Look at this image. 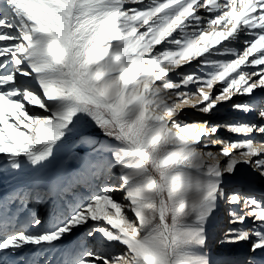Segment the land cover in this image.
Instances as JSON below:
<instances>
[{"label": "snow or ice", "instance_id": "1", "mask_svg": "<svg viewBox=\"0 0 264 264\" xmlns=\"http://www.w3.org/2000/svg\"><path fill=\"white\" fill-rule=\"evenodd\" d=\"M261 93L264 0H0V175L51 166L0 196V264H264ZM225 106L253 119H183Z\"/></svg>", "mask_w": 264, "mask_h": 264}, {"label": "bare ground", "instance_id": "2", "mask_svg": "<svg viewBox=\"0 0 264 264\" xmlns=\"http://www.w3.org/2000/svg\"><path fill=\"white\" fill-rule=\"evenodd\" d=\"M190 69H184V71H189ZM259 95L262 97L259 98ZM261 99L264 100V93L258 94L256 97L255 103L259 104L261 102ZM228 107V106H227ZM222 108H220L219 111H217L215 114L211 116H205L204 114H201L197 112L194 109L189 108L185 114L183 119L188 120L189 122L197 121V120H203V119H209L211 123H225V122H235V121H241V120H249L253 119L251 116H245L241 113H237L233 111L230 107L224 112H221ZM221 137H228L232 134L228 133L226 130H223L219 134ZM235 138V137H233ZM64 155V154H63ZM60 159H64L65 165L68 167L69 170L72 169V167L68 166V163L64 157H60ZM243 171V170H242ZM51 173V166L50 169L44 170L41 173H33L31 169L25 168L21 172L17 174H2L0 175V196L7 195L13 191H21L26 192L28 190V186L33 182V179L35 176H44L47 177ZM231 186V185H230ZM23 190H20L22 189ZM95 185H89V188H85L84 186L76 185L74 186V191L71 192H65L57 194L55 191L48 193L47 196H45L44 199L40 200L35 197L32 199H28V201L34 200V202L30 203L29 205L26 204V199L21 203L17 202L16 207L19 209L17 216H16V224L18 227H21L27 231H34L35 229H28L27 226H30V220L33 216H37L41 219L48 220L49 215L51 213V204L49 203V199H54L57 204L62 201L63 204L67 207H69L67 202H72L74 199V195L76 196V201H79L81 199V195H84L86 197L90 194L91 191H95ZM264 191V188H261V186H257L256 188V194H261V192ZM21 204V205H20ZM71 204V203H70ZM69 204V205H70ZM26 205V206H24ZM70 208V207H69ZM26 225V226H25ZM49 226V224H45V227ZM228 227L227 224V214L225 211V207L222 206L220 211L217 213L216 218L213 220L210 233L214 237L216 234H218L222 229H225ZM85 231L82 230L81 232L77 233L75 237L72 238V242L75 243L77 240L83 241L85 238ZM69 242H65V245L61 247H66ZM246 251V246H242L241 248L235 249L231 253V259L240 261L244 257V253ZM56 260L60 259L59 252L55 253Z\"/></svg>", "mask_w": 264, "mask_h": 264}, {"label": "rangeland", "instance_id": "3", "mask_svg": "<svg viewBox=\"0 0 264 264\" xmlns=\"http://www.w3.org/2000/svg\"><path fill=\"white\" fill-rule=\"evenodd\" d=\"M262 96L261 95H259V98H261ZM263 99H261V101H262ZM238 102H241V101H239L238 100ZM228 109V107L227 106H225V107H222V110H221V112H224V111H226ZM61 156L62 157H64V155L63 154H61ZM67 161V163H68V166H70V167H72V168H75L77 165H76V163L75 162H69L68 160H66ZM81 186H84L85 188H89V185L88 184H80ZM20 190H23V188L22 189H20ZM82 197L81 198H83V196L84 195H81ZM76 199V196L74 195V199L73 200H75ZM72 200V201H73ZM70 203H72V202H70ZM69 202H67V204L66 205H68L69 207H71V204H70ZM26 204H28L27 202H26ZM70 204V205H69ZM25 206V205H24Z\"/></svg>", "mask_w": 264, "mask_h": 264}]
</instances>
